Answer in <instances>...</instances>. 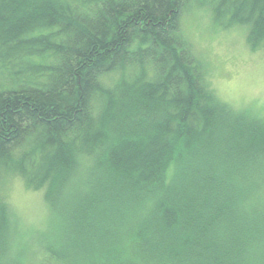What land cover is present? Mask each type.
Returning <instances> with one entry per match:
<instances>
[{
  "label": "trees",
  "instance_id": "obj_1",
  "mask_svg": "<svg viewBox=\"0 0 264 264\" xmlns=\"http://www.w3.org/2000/svg\"><path fill=\"white\" fill-rule=\"evenodd\" d=\"M183 1L0 0V171L58 218L40 264H264V121L210 88ZM211 8L264 48V0ZM14 228L0 199V258Z\"/></svg>",
  "mask_w": 264,
  "mask_h": 264
},
{
  "label": "rangeland",
  "instance_id": "obj_2",
  "mask_svg": "<svg viewBox=\"0 0 264 264\" xmlns=\"http://www.w3.org/2000/svg\"><path fill=\"white\" fill-rule=\"evenodd\" d=\"M215 0H185L175 17L178 35L189 42L201 61L206 79L216 96L234 110L264 121V48L251 50L244 26L221 28L212 19ZM112 73L103 79L112 83ZM0 199L14 222L12 249L0 264L14 259L40 264L39 239L58 238L59 221L43 200L42 191L25 187L15 174L0 171Z\"/></svg>",
  "mask_w": 264,
  "mask_h": 264
}]
</instances>
